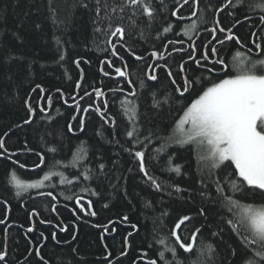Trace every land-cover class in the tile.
<instances>
[{"label": "trees", "instance_id": "1", "mask_svg": "<svg viewBox=\"0 0 264 264\" xmlns=\"http://www.w3.org/2000/svg\"><path fill=\"white\" fill-rule=\"evenodd\" d=\"M181 1L163 0L161 4L160 0H152L155 18L149 21L146 16L137 15L133 17L137 27H130L126 18L123 23L128 31L122 42L106 34V24L97 23L96 0H0V139H4L7 149V152L0 149V219L5 221L0 224V251H7V264H147L150 258L157 260V264H165L159 259L160 252H164L167 261L173 260L165 245L177 247V258L182 264L259 261L256 247L246 245L242 236L227 223L234 219L224 202V196L232 195L225 183L231 169L216 170L209 176L206 170L201 171L203 162L198 160L194 146L181 147L174 143L176 125L184 109L202 88L216 80L215 76L209 79L210 74L189 63L187 74H202L204 79L185 97L174 92L175 86L163 70H158L159 83L147 80V65L155 62L150 56L152 51L165 57V62L157 63H167L177 73L182 58L187 60L186 51H191L189 45L196 38L192 36L215 27L216 16L224 7L220 0L202 1L199 16L206 23H199L191 31V23L183 25L171 15ZM84 3L88 4L87 8L83 7ZM253 4L264 5V0H242V3L234 0L227 11L219 14L221 25H235L233 34L240 38L241 44V47L233 42L224 44L219 48L220 57L238 71L243 70L242 65L249 57L236 60L233 56L236 51L247 49L258 54L255 45L260 44L264 52V24L260 22L264 12L259 7H250ZM190 5L185 8L187 16L194 10ZM184 11L177 15L182 16ZM169 25L173 30L164 33L163 29ZM201 37L197 43L198 56L203 45L212 41L210 32ZM110 40L118 51L117 57L111 55ZM170 40L177 43L170 44ZM181 48L185 51L176 50ZM173 52L175 55L169 57ZM133 53L142 54L144 59L135 60ZM259 55L253 54L250 58L260 59ZM107 61L112 62V67ZM125 64L133 88L126 79L113 78L117 75L115 68L124 70ZM101 69L109 75H103ZM81 71L84 80L77 89ZM232 73L235 75L237 71ZM178 82H181L179 78ZM94 89L101 90L104 98H97ZM132 91L134 96L130 95ZM48 98H51V107ZM105 102L108 104L105 119L111 118L108 123L95 111L100 107L103 112ZM29 105L34 115L28 112ZM41 108L45 111L41 112ZM83 108H89V112L84 114ZM74 115L76 121L72 120ZM81 116L85 121L83 131L77 127ZM25 119L32 123L24 124ZM69 122L74 126L73 133L67 132ZM134 128V136L129 138L127 132ZM50 148L56 151H48ZM137 150L145 152L146 169L161 185L159 190L139 171V161L134 156ZM37 153L44 156L40 167H36L40 163ZM169 156L173 166H181L180 174L170 170ZM21 163L25 165L23 168L19 166ZM101 163L105 165L103 172L99 168ZM49 172L55 175L42 188L16 194L13 173L24 183H35ZM216 180L224 188L222 194L216 191ZM177 187L180 192L175 191ZM93 191L97 195H92ZM39 192H52L56 199L40 196ZM77 198L91 201L97 213L95 217L87 216L86 223H80L83 216L75 207ZM236 198L242 203L264 204V195L252 194L247 189L237 193ZM52 206H57L56 215L51 211ZM201 208L205 210L204 216L199 215ZM33 209L40 216L30 217ZM185 215L192 219L177 230L182 239L191 242L192 233L201 229L192 253L179 249L171 235ZM124 216L128 220H122ZM40 219L50 220L51 224H40ZM32 220L35 233L29 234L25 228L33 227ZM112 221L116 222L114 234L102 242L103 226ZM133 224L136 228H132ZM60 227L67 228L66 234L59 231ZM53 231L58 243L51 239ZM40 232L47 240L41 237L37 241ZM128 232L133 233L129 237L132 247L125 249L127 256H121L119 242ZM37 248L40 256L35 254Z\"/></svg>", "mask_w": 264, "mask_h": 264}, {"label": "snow or ice", "instance_id": "2", "mask_svg": "<svg viewBox=\"0 0 264 264\" xmlns=\"http://www.w3.org/2000/svg\"><path fill=\"white\" fill-rule=\"evenodd\" d=\"M234 0H228V3L220 8V11H224V8L229 7L233 4ZM163 4V0H160ZM211 3V0H209ZM242 3V0H241ZM184 5H189V0H183L179 8H176L171 12L173 17L177 19H188L191 21L190 29L195 31L199 27V23H206V19L199 16L200 0H193V5L195 10L191 11L190 17L178 16L180 9ZM83 7L87 8L88 4L84 3ZM191 7V5H190ZM250 7H259L262 12H264V5L253 4ZM96 20L97 23L106 24L107 32L106 34L111 37L119 38L120 41H125L126 32L128 29L124 26V20L127 18L130 21V27H137L138 25L133 21V17L137 15H143L148 18L149 21L153 20L156 15L155 5L152 0H96ZM103 13V14H102ZM130 13V15H127ZM229 15H232L230 12ZM250 18V17H249ZM260 22L264 24V15H261ZM215 27L208 29L211 33L212 40H216L218 44L224 45L226 42L240 43V38L232 33V27H225L221 25V21L216 19L214 21ZM150 26V25H149ZM172 26L169 25L163 29L164 33L172 31ZM97 31H100L97 28ZM217 32L225 34L222 38L217 37ZM254 35V34H253ZM191 39V37H189ZM170 44L177 43L174 40L169 41ZM209 44L211 41L208 42ZM109 44H112L111 40ZM125 45L122 43L121 47ZM257 49H261L260 44L255 45ZM191 51L188 52L187 60L182 58L179 64V71L173 73L170 68H168L167 63L160 65L159 63L148 64L146 73L147 80L153 82H160V77L158 75V69L165 71L167 77L169 78L170 84L174 85V92L178 93L179 97H185L186 94L191 95L193 91L197 89L198 86L202 84L204 79L203 75L195 76L188 75V64L189 62L195 64L197 69L206 70L210 76L211 74H217V79L211 82L210 86L202 88L201 93L191 101V103L184 109L182 117L179 119L177 128L179 131L178 138H175L174 143L184 147L188 145L194 146V150L197 152L198 160L202 161L201 171L206 170L207 175H213L216 170L231 169L227 172L225 176V183L229 187V191L232 195L224 196V202L229 212L232 213L234 219H229L227 223L232 226V230L238 235L242 236L243 242L246 245H253L257 249V255L259 256V261H249V264H264V204H253V203H242L236 198L237 193H242L246 189L250 190L252 194L264 195V59L253 60L250 57L246 64L242 65L243 70L237 71L235 75L231 74L232 69L229 67V63L226 62L224 58L220 57V49L212 46L210 49L208 44L203 45V51L199 58L195 54L198 48L189 45ZM131 51V49H128ZM177 51H185L184 49H177ZM111 55L114 57L118 56V51L114 44H112ZM134 55L135 60L140 61L144 59V56ZM152 58L156 61L165 60V57L159 54L157 51H152L150 53ZM235 56L240 58L243 54L236 51ZM211 57H217L216 59H211ZM60 59L63 60L64 56L61 55ZM121 59H123L121 57ZM109 67H112V62H106ZM77 67L80 66V61H76ZM210 65V66H209ZM260 69L261 71H258ZM103 75H109L108 72L101 69ZM115 73L117 76L127 79L129 77V72L127 71V65L125 64L124 70L120 67L115 68ZM178 78L181 82H178ZM129 84L131 81L129 80ZM144 82L141 81V86L143 87ZM81 85L78 83L76 88L79 89ZM40 91L44 89L40 85H36ZM97 98L104 95V93L99 89H94ZM115 91V89H113ZM85 95H91V93L85 92ZM130 95H135V91H132ZM171 97L169 96V99ZM75 99V97H73ZM83 99V97H81ZM51 98H48V106L51 107ZM104 111H101L100 107L95 108V111L100 114L101 119L108 123L111 118L105 119V112L107 111L108 104L105 102L102 105ZM76 108L79 109L80 105L77 104ZM41 112L45 110L40 109ZM84 114L89 112V108H83L81 110ZM28 112L32 115L35 114L34 109L31 105L28 106ZM73 121L77 120V116L72 117ZM32 120L25 119L24 124H31ZM113 125L115 121H112ZM85 121L84 118L78 120L77 127L80 131L84 130ZM75 131L74 126L71 122L67 125V132L73 133ZM135 128L133 131H128L127 136L132 138L134 136ZM7 135V133L5 134ZM148 139V137H146ZM170 140L172 138H169ZM0 149L5 148L4 139H0ZM31 151V149H28ZM50 152H55V148L48 149ZM10 155H16V153H11ZM40 159V163L36 167H40L44 163V156L37 153ZM135 158L139 161L138 167L139 171L143 173L144 177L152 182L157 190L161 188V185L156 182V180L149 175L148 170L145 166V152L137 150L134 153ZM17 163V161H13ZM168 165L170 170L176 174H180L182 169L179 164L173 166L171 156L168 157ZM23 168L25 165L21 163L19 165ZM100 171L103 172L105 165H99ZM55 175L54 172H49L44 175L42 180H38L35 183H24L20 181L15 173L12 174V180L15 184L17 195H21L28 189H40L44 186V182L48 181ZM89 179L87 175L84 177ZM63 183V181H61ZM216 191L218 193H223L224 188L221 187V182L219 180L215 181ZM176 192H180L179 187L175 188ZM92 195H97L96 192H92ZM40 196L51 197L55 200L56 197L52 192H39ZM204 195V193H201ZM76 204L79 206V211L83 212L87 216L95 217L97 215L96 211L93 210V204L88 201L86 206L81 204L80 198L76 199ZM105 208L108 207L107 204L104 205ZM51 211L56 212L55 206H52ZM199 215L204 216L205 210L201 208L199 210ZM40 213L33 209L30 213V217H38ZM191 216H183L180 218L178 223L175 225V229L171 232L172 237L175 239V245L179 249H182L185 253H192L196 249L197 234L200 233L201 229L197 228L195 232L191 235V242H188L178 234L177 230L180 229L186 221L191 220ZM122 220H128L127 216L122 217ZM51 224V221H45L40 219L39 223ZM5 221L0 219V224H4ZM115 221L110 222V225L103 226V232L105 235L101 236V241L103 242L106 236L114 234ZM99 227V225H94ZM20 227H24L21 225ZM132 228H136L133 224ZM35 229L32 226L25 228L26 233H34ZM59 231L65 232L67 228L60 227ZM7 232V228H5ZM133 235L132 232H128L122 240L119 242L120 255L127 256L128 252L125 249H130L132 247L129 237ZM213 235H216L214 232ZM44 236L43 232L39 233L36 237L37 241ZM75 237H73L74 239ZM51 239L55 242L57 240L56 232L51 233ZM31 243V241H29ZM43 244L40 245V248ZM108 246L105 245V248ZM166 250L172 253L173 260L167 261L165 259L164 252L159 253V259L164 261L165 264H182L178 260V250L177 247H167ZM40 248H37L35 254L40 256ZM211 249L212 246L209 245ZM214 252L215 250L212 249ZM31 255V253L29 254ZM147 255V253H144ZM7 251H0V262L6 261ZM42 258V257H41ZM147 264H157V260L148 259Z\"/></svg>", "mask_w": 264, "mask_h": 264}, {"label": "flooded vegetation", "instance_id": "3", "mask_svg": "<svg viewBox=\"0 0 264 264\" xmlns=\"http://www.w3.org/2000/svg\"><path fill=\"white\" fill-rule=\"evenodd\" d=\"M202 1H205V0H200V3H202ZM222 3H223V5H225V4H227L228 3V0H220ZM183 3V0L181 1V4ZM193 5V0H189V5ZM189 5H184V7L183 8H181L180 9V11H184L183 13H182V16L183 17H190V16H187L188 15V13H187V10L185 9V8H187ZM232 5V4H231ZM230 5V6H231ZM194 6V5H193ZM200 6H201V4H200ZM229 6V7H230ZM229 7H227V8H224V11H222V12H225V11H227V9L229 8ZM199 9H200V7H199ZM194 10H195V6H194ZM220 10H219V12H218V14H217V16H216V19H219V14L220 13H222ZM179 21L181 22V23H183V25H187V24H189V23H191V21L190 20H188V19H179ZM216 26V25H215ZM223 26V25H222ZM200 29H203V28H200ZM209 29H211V28H209ZM207 32H209L208 31V29L207 30H202L201 32H199V33H197V35H194V36H192V38H194V37H196L195 38V40L192 42V44L191 45H193V46H195V47H197V43L200 41L199 39H201L202 37H201V35L203 34V33H207ZM232 33H234V28H232ZM225 34H222V33H219V32H217V37L218 38H222L223 36H224ZM183 36H185V35H183ZM231 42H226L225 44H230ZM185 45H187V44H185ZM210 46H215V47H217L218 49L220 48H222L221 46H223V45H220V44H218L217 43V41L216 40H212L211 41V43L209 44L208 43V47H210ZM238 46L239 47H241V44L240 43H238ZM178 47H180L179 45L178 46H176V48H178ZM198 48V47H197ZM177 50V49H176ZM256 50H257V52H258V54H256L255 52H253V51H251V50H247V49H244V52H241L242 54H243V56L242 57H240V58H237L236 56H235V54L233 55L234 56V58H236V60H240V59H242L243 57H245V56H247V57H250V55L251 56H253V54H254V56L255 55H259V57H261L260 59H264V52H262L261 51V49H257L256 48ZM190 51V49H188L186 52L188 53ZM176 53V52H175ZM175 53L173 52V53H171L170 55H169V57L171 56H174L175 55ZM183 54H186V53H184L183 52ZM196 55H197V58H199L200 56H198V54H197V52L195 53ZM217 57H212L211 59H216ZM155 62H154V64H156L158 61H156V60H154ZM160 62H165V60H159ZM189 63H191V62H189ZM153 64V65H154ZM160 65H163V64H161V63H159ZM210 66V65H209ZM230 67V69H232L233 68V66L232 65H230L229 66ZM159 70V69H158ZM157 70V71H158ZM200 70V69H199ZM203 73H205L206 75H209V73L206 71V70H201ZM236 71H238V70H235L234 68L232 69V71H231V74H233L232 72H236ZM158 75H159V72H158ZM212 76H215V78L217 79V74H215V73H213V74H211ZM114 78V80H122V79H125V78H122V77H119V76H115V77H113ZM129 80H130V73H129V77L126 79V81H127V83L129 84ZM212 81H215V80H212ZM150 83H153V84H155V82H153V81H149ZM130 86H131V88H133V86H132V84H129ZM187 95V94H186ZM185 95V96H186ZM102 98H104V96H101ZM81 204H83V205H85L86 206V204H87V201H83V202H81ZM55 207H57V206H55ZM75 207H77V209H78V211H79V206L75 203ZM57 209V208H56ZM94 210V209H93ZM53 212V211H52ZM56 213H57V211L56 212H53V214L54 215H56ZM82 214V216H83V219L80 221V223H84L85 222V220H86V222L88 221V217H87V215H85L83 212H80V215ZM85 222V223H86ZM35 222H34V220H32V225H33V227H34V229H35ZM52 226H55V225H52ZM74 226V229L76 230V232H78V229H77V227L75 226V225H73ZM45 227H49V226H47V225H45ZM56 227V226H55ZM66 228V227H65ZM66 232L67 231H65V232H63V234H66ZM34 233H35V231H34Z\"/></svg>", "mask_w": 264, "mask_h": 264}, {"label": "water", "instance_id": "4", "mask_svg": "<svg viewBox=\"0 0 264 264\" xmlns=\"http://www.w3.org/2000/svg\"><path fill=\"white\" fill-rule=\"evenodd\" d=\"M81 75H82V79H81V82L79 83L80 85L82 84V82H83V80H84V75H83V73H82V71H81ZM81 88V87H80ZM81 202H83V201H87L88 202V200H80Z\"/></svg>", "mask_w": 264, "mask_h": 264}, {"label": "rangeland", "instance_id": "5", "mask_svg": "<svg viewBox=\"0 0 264 264\" xmlns=\"http://www.w3.org/2000/svg\"><path fill=\"white\" fill-rule=\"evenodd\" d=\"M177 124H178V123H177ZM176 126H177V125H176ZM176 130H177V131H176V133H175V137L178 138V136H179L178 128H176Z\"/></svg>", "mask_w": 264, "mask_h": 264}]
</instances>
